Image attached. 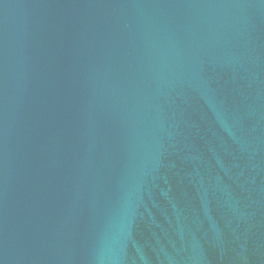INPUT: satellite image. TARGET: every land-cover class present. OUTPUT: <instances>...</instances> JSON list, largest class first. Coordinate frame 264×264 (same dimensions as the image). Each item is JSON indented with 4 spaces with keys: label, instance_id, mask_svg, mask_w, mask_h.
<instances>
[{
    "label": "water",
    "instance_id": "obj_1",
    "mask_svg": "<svg viewBox=\"0 0 264 264\" xmlns=\"http://www.w3.org/2000/svg\"><path fill=\"white\" fill-rule=\"evenodd\" d=\"M0 264H264V0H0Z\"/></svg>",
    "mask_w": 264,
    "mask_h": 264
}]
</instances>
